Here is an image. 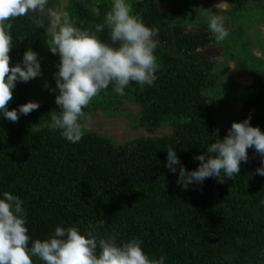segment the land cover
Returning <instances> with one entry per match:
<instances>
[{
    "label": "trees",
    "instance_id": "16d2710c",
    "mask_svg": "<svg viewBox=\"0 0 264 264\" xmlns=\"http://www.w3.org/2000/svg\"><path fill=\"white\" fill-rule=\"evenodd\" d=\"M262 1L229 0L233 13L261 9ZM128 2L133 14L158 30V79L152 86L133 82L124 96L109 85L84 111L86 117L98 110L112 114L124 102L135 103L139 113L134 124L148 137L119 145L86 131L73 144L48 127L52 111L61 109L39 102V109L17 122L0 118V195L10 192L24 201L32 240L47 238L57 226H71L82 233L94 230L99 238L115 235L118 244L139 239L150 259L164 256V264H264V176L255 171L264 166V157L250 148L234 179L222 174L187 189L165 166L172 147L185 168L195 170L200 162L194 157L222 140L233 123L219 124L214 99L204 92L214 83L213 64L196 53L208 45L207 30L202 27L194 35L181 21L172 23L156 0ZM112 3L71 0L62 13L76 27L95 33ZM44 21L36 10L8 21L10 66L20 63L27 49L37 52L46 40ZM62 24L61 14L60 28ZM95 34L110 43L107 28ZM253 75V83L243 87V113L235 122L250 117L251 126L264 132V67ZM30 88V81L17 82L8 110L36 101ZM163 126L171 133L154 137ZM33 262L44 264L38 257Z\"/></svg>",
    "mask_w": 264,
    "mask_h": 264
},
{
    "label": "clouds",
    "instance_id": "9594fccd",
    "mask_svg": "<svg viewBox=\"0 0 264 264\" xmlns=\"http://www.w3.org/2000/svg\"><path fill=\"white\" fill-rule=\"evenodd\" d=\"M47 2L0 0V118L17 122L21 115L26 116L41 106L37 101H28L18 109L8 110L17 82L42 76L38 53L31 48L23 53L20 63L10 66L13 35L8 21L43 10ZM62 19V27L53 34L50 47L52 53L60 57L55 73L59 89L55 103L61 110L52 111L54 114L48 127L58 130L63 138L75 144L87 131L81 123L86 117L84 109L109 85H113L115 93L120 96L125 95V89L133 82L140 86L154 85L159 65L154 55L158 45L153 36L158 30L148 27L140 16L133 14L128 0H113L105 21L95 25V33L108 29L110 43L91 31L76 27L68 13H62ZM207 23L217 44L229 36L223 17L212 15ZM250 148L264 157V132L251 126L249 117L233 122L222 140L216 139L203 154L194 157L200 162L195 170H187L172 147L167 149L165 166L177 174V184L187 189L193 183L203 184L206 179H218L222 174L234 179L240 173L241 163H247ZM255 171L264 176V166ZM23 205L24 201L17 195L10 192L0 195V264H34L33 257H38L44 264L165 262L164 256L158 260L150 259L139 239L118 244L115 235L99 238L94 230L82 233L79 228L71 226H57L47 238L32 240Z\"/></svg>",
    "mask_w": 264,
    "mask_h": 264
},
{
    "label": "rangeland",
    "instance_id": "374dc122",
    "mask_svg": "<svg viewBox=\"0 0 264 264\" xmlns=\"http://www.w3.org/2000/svg\"><path fill=\"white\" fill-rule=\"evenodd\" d=\"M83 1V0H72ZM71 0H48L41 12L44 17L46 40L37 50L41 63L42 76L30 80V91L37 102L46 103L53 109H60L55 103L59 94L56 87L55 73L60 63L59 54L50 50L52 36L60 29L61 14ZM264 4V0L262 1ZM157 8L176 23H184L186 31L196 35L205 28L209 34L208 45L197 51L200 59L213 64V85L204 92L214 99V114L219 124L228 126L240 117L245 101L243 87L251 85L254 71L264 67V6L241 13H233L229 0H156ZM223 17L229 36L220 44L215 42V34L208 27V17ZM157 42L158 37L153 36ZM215 96V98H214ZM139 113L135 103L124 102L114 113L98 110L82 119L87 131L109 137L116 144L124 145L138 138L148 137V133L134 124ZM171 133L169 126H163L154 133L162 137Z\"/></svg>",
    "mask_w": 264,
    "mask_h": 264
}]
</instances>
